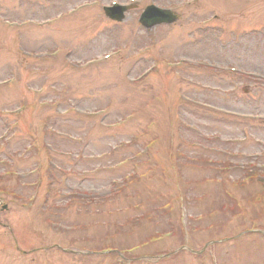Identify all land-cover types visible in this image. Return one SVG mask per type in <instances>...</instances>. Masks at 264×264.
<instances>
[{
	"label": "rangeland",
	"instance_id": "rangeland-1",
	"mask_svg": "<svg viewBox=\"0 0 264 264\" xmlns=\"http://www.w3.org/2000/svg\"><path fill=\"white\" fill-rule=\"evenodd\" d=\"M84 1L93 0H0V85L19 81L0 88V264H121V249L144 261L171 253L150 264H210V254L216 264H264L263 239L242 233L264 230V0H200L148 32L137 23L148 4L184 0H145L121 24L95 9L53 26ZM44 20L52 26L38 27ZM41 50L60 58L36 63ZM111 51L109 63L80 70ZM162 57L186 63L170 70L155 64ZM225 64L252 73L251 83L210 66ZM85 249L104 257L88 260Z\"/></svg>",
	"mask_w": 264,
	"mask_h": 264
}]
</instances>
